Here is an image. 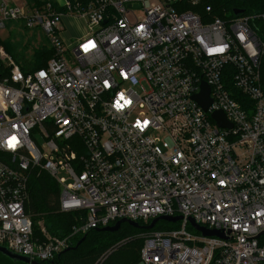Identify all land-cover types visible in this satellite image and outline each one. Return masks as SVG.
<instances>
[{"label":"built area","instance_id":"obj_1","mask_svg":"<svg viewBox=\"0 0 264 264\" xmlns=\"http://www.w3.org/2000/svg\"><path fill=\"white\" fill-rule=\"evenodd\" d=\"M202 1L64 0L56 11L0 0V32L21 22L53 52L24 72L0 46V246L50 261L119 220L180 216L166 222L176 228L144 234L139 262L264 264V12L209 18L210 7L207 17L192 11ZM62 16L86 26L68 48ZM202 82L206 111L192 99ZM219 111L231 128L211 118ZM36 168L61 188L59 211L79 214L63 238L33 239L25 208Z\"/></svg>","mask_w":264,"mask_h":264},{"label":"trees","instance_id":"obj_2","mask_svg":"<svg viewBox=\"0 0 264 264\" xmlns=\"http://www.w3.org/2000/svg\"><path fill=\"white\" fill-rule=\"evenodd\" d=\"M30 9L42 10L47 5L56 11H62L56 0H24ZM205 7H210L209 18L226 19L233 17L234 10H242L244 14H261L264 12V0H203L202 3L193 8L192 11L205 15ZM259 33L264 36V27L259 26ZM14 61L24 72H30L43 67L53 52L49 49L48 43L44 41L39 44L41 47L36 51L32 59L28 58L27 48L21 47L18 43L7 41L1 44ZM227 71H230V68ZM260 83L264 91V57L261 58ZM226 88L232 93L234 99L242 105L248 104L244 95L240 94L232 85L229 78L226 80ZM60 188L57 182L45 173L32 171L29 179V198L26 204V213L30 216L32 223L42 222L50 237L63 238L69 235L71 228L77 224L78 213L64 214L59 211ZM84 214V213H82ZM150 223V222H149ZM148 223V224H149ZM147 224V225H148ZM144 226L146 224L139 223ZM177 224H169L158 221L152 231L176 228ZM148 233V230L133 228L122 224L115 233L97 232L91 230L88 233L74 238L69 247H74L81 238L85 237L76 250L60 253L50 261H34L35 264H138L139 253L143 246L144 238L139 237L141 233ZM33 239L43 240L42 234L35 233ZM264 242V239H262ZM3 247V246H2ZM0 264H25L13 261L0 253Z\"/></svg>","mask_w":264,"mask_h":264},{"label":"rangeland","instance_id":"obj_3","mask_svg":"<svg viewBox=\"0 0 264 264\" xmlns=\"http://www.w3.org/2000/svg\"><path fill=\"white\" fill-rule=\"evenodd\" d=\"M10 1L13 4L24 5V0H10ZM58 1H60V5L63 4L64 2V0H58ZM61 1L63 2L61 3ZM69 1L71 3H74L77 1H86V0H69ZM134 14L137 18H140L142 16V12L140 10L135 11ZM85 34H86V26L84 25V22L82 20L76 17H73V16L72 17L62 16L61 22H60L59 39L63 42L66 48L73 46L77 41L84 38ZM44 39L48 43L46 37L42 34L41 31L36 30V29L29 30L26 27H24V25L21 22H18V21L9 22L7 26L5 27V29L0 32V43L1 44L6 43L7 41L20 44L21 47H25L28 49L27 54H28V58L30 59H32V56L36 55L34 53L41 48L39 47V44H41L44 41ZM49 49L51 50L50 47ZM76 141L77 140H74L73 143H75ZM38 144L41 147V150L44 151V148L42 147L44 144V141L42 138H38ZM71 145H72L71 150L73 152H76L78 150L77 147H74L73 144ZM44 154H48V153L45 152ZM36 170L39 173H45L47 176H49V174L41 168H36ZM58 176L59 177L65 176V174L63 172H60ZM33 229L35 233L40 232L42 234V237L44 238L45 236L50 237L45 227L43 226L42 222H37V224L33 223ZM144 234L145 233L142 232L139 237L141 238L144 237Z\"/></svg>","mask_w":264,"mask_h":264},{"label":"water","instance_id":"obj_4","mask_svg":"<svg viewBox=\"0 0 264 264\" xmlns=\"http://www.w3.org/2000/svg\"><path fill=\"white\" fill-rule=\"evenodd\" d=\"M243 11L242 10H234L233 14L235 16L242 14ZM200 93L196 94L192 97V99L204 110L206 111L208 106L210 105V98H209V88L207 87V85L202 82L200 85ZM211 118L216 122V124L221 127V128H231V124H229L226 119L225 116L222 112H215L211 115ZM181 217L180 216H176V217H166V216H162V217H157L155 219H153L148 225H144L141 226L138 223L132 222L130 220H126V219H122L117 221L113 226H108V227H103V228H99L96 229L97 232H105V233H115L119 230V228L121 227L122 224H127L130 227L133 228H141L144 230H152L155 225L157 224L158 221H165V222H171V223H175L177 221H180ZM189 223L191 225V227L193 229H195L196 231H198L199 233L202 234V236L204 237H218V238H223V234L215 231V230H207L203 227H200L198 225H196L194 223L193 220H189ZM263 235L264 236V232H262L259 236ZM257 236V238L259 237ZM85 237L81 238V240L79 242H77V244L74 247H69L66 248L65 250H63L61 253H66L70 250H76V248L80 245V243L84 240ZM0 253L8 258H10L13 261H18V262H22L25 264H35L34 261H30L28 257L25 256H21L18 254H15L11 251H9L6 247H2L0 246ZM138 264H142L141 262H139Z\"/></svg>","mask_w":264,"mask_h":264},{"label":"crops","instance_id":"obj_5","mask_svg":"<svg viewBox=\"0 0 264 264\" xmlns=\"http://www.w3.org/2000/svg\"><path fill=\"white\" fill-rule=\"evenodd\" d=\"M10 3H11V1L10 0H8ZM56 2L60 5V1H58V0H56ZM63 1H61V3H62ZM11 4H13V3H11ZM62 5V4H61ZM86 35V34H85ZM80 38V37H79Z\"/></svg>","mask_w":264,"mask_h":264}]
</instances>
